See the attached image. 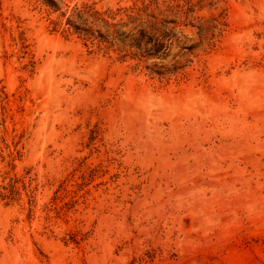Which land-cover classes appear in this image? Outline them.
Instances as JSON below:
<instances>
[{
    "label": "rangeland",
    "instance_id": "obj_1",
    "mask_svg": "<svg viewBox=\"0 0 264 264\" xmlns=\"http://www.w3.org/2000/svg\"><path fill=\"white\" fill-rule=\"evenodd\" d=\"M149 1L0 0V264H264V0L161 16L163 61L65 32Z\"/></svg>",
    "mask_w": 264,
    "mask_h": 264
},
{
    "label": "trees",
    "instance_id": "obj_2",
    "mask_svg": "<svg viewBox=\"0 0 264 264\" xmlns=\"http://www.w3.org/2000/svg\"><path fill=\"white\" fill-rule=\"evenodd\" d=\"M207 1L208 6L213 8L218 0H199L196 4L193 0H184L179 3L176 0V6H166L161 11L156 0L143 2L142 6H134L124 11L125 19L116 21V16L120 14L100 13L91 8L76 9L72 16L67 20L68 27L65 32L68 34H77L86 43H97L99 47L104 46L106 49H112L117 46L120 59L131 58L140 63L147 60H166L168 52L173 44L176 35L173 31L178 27L179 22L161 18V16L176 15V18L188 20L194 12V8ZM224 12V11H223ZM223 12L213 16L208 20L199 19V26L184 23V26L197 27L200 46L206 43L211 46L217 32L222 31L225 26L223 21ZM173 25V26H171ZM97 26L98 29H94ZM97 33V35L95 34ZM179 38H177L176 41ZM195 46L192 49H198ZM139 66V63L138 65ZM151 75L164 78L167 75L176 74L180 68H169L161 63L154 64L151 68L146 67Z\"/></svg>",
    "mask_w": 264,
    "mask_h": 264
}]
</instances>
